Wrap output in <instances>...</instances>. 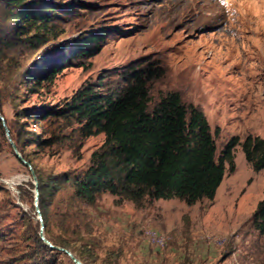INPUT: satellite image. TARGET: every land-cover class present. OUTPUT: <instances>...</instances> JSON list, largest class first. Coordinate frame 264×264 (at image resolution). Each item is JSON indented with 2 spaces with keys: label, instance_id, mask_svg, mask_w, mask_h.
<instances>
[{
  "label": "rangeland",
  "instance_id": "rangeland-1",
  "mask_svg": "<svg viewBox=\"0 0 264 264\" xmlns=\"http://www.w3.org/2000/svg\"><path fill=\"white\" fill-rule=\"evenodd\" d=\"M54 3L58 35L51 44L66 52L62 71L36 92L24 81L17 90L0 82V111L13 137L20 136L35 173L46 183L70 179L46 197L47 235L65 238L86 264H264V235L253 225L256 206L264 200V168L255 171L240 144L232 151L234 169L225 161L212 200L145 198L136 204L105 191L91 205L76 196L73 178L91 166L105 133L87 134L73 117L17 115L60 107L86 83L100 93L119 90L124 71L150 68L155 73L148 81L150 107L174 91L199 107L217 156L231 137L264 138V0ZM91 33L99 40L85 43ZM84 45L92 55L69 54ZM45 139L53 143L39 144ZM33 189L30 171L15 156L0 122V264H74L63 252L38 245L45 223ZM152 233L163 243L153 241Z\"/></svg>",
  "mask_w": 264,
  "mask_h": 264
},
{
  "label": "trees",
  "instance_id": "trees-1",
  "mask_svg": "<svg viewBox=\"0 0 264 264\" xmlns=\"http://www.w3.org/2000/svg\"><path fill=\"white\" fill-rule=\"evenodd\" d=\"M57 10L54 0H0V82L9 81L17 90L24 81L31 83L30 89L36 92L37 87L52 82L62 71V64L68 59L66 52H58L51 44L58 35ZM99 38V34L91 33L83 41L97 42ZM85 46H77L69 54L92 55ZM154 75L150 68H130L122 73L123 86L119 90L100 93L95 85L86 83L60 107L23 109L17 114L73 117L87 134L105 133L104 144L92 154L91 166L82 176L73 178L76 196L86 203L94 204L105 191L136 204L145 198H178L187 204L212 200L222 182L225 161L234 169L232 151L237 144L255 171L264 168V138L247 135L240 142L238 137H231L217 156L204 112L194 104L184 103L178 92L167 93L151 108L148 81ZM2 94L0 88V102ZM6 125L18 151L34 170L31 160L22 152L20 136L13 137L11 127ZM51 143V139H45L39 144ZM35 175L44 235L53 244L73 252L65 238L52 240L47 235L43 211L46 197L55 194L70 179L65 176L62 182L46 183ZM253 225L264 235V200L256 206ZM37 243L52 250L39 235ZM79 259L86 264L82 257Z\"/></svg>",
  "mask_w": 264,
  "mask_h": 264
},
{
  "label": "water",
  "instance_id": "water-1",
  "mask_svg": "<svg viewBox=\"0 0 264 264\" xmlns=\"http://www.w3.org/2000/svg\"><path fill=\"white\" fill-rule=\"evenodd\" d=\"M0 122H1V125L4 129V133L13 149V152L15 154V156L18 158V160L23 164L25 165L29 171H30V174H31V178H32V183L34 185V189H33V193H34V203L35 205L37 206V210L39 211L38 209V183H37V178H36V175H35V172L32 168V166L30 165V163L22 156V154L18 151L14 141L12 140L11 136H10V131H9V128L7 127L6 125V121H5V118L4 116L0 113ZM39 238L49 247V248H52V249H56L58 251H61L63 252L64 254H66L70 259L71 261L74 263V264H83L82 261L76 257L70 250L64 248V247H61V246H56V245H53L44 235V232H43V225L40 226V229H39Z\"/></svg>",
  "mask_w": 264,
  "mask_h": 264
},
{
  "label": "built area",
  "instance_id": "built-area-1",
  "mask_svg": "<svg viewBox=\"0 0 264 264\" xmlns=\"http://www.w3.org/2000/svg\"><path fill=\"white\" fill-rule=\"evenodd\" d=\"M151 238L155 242H158V243H161V244L163 243V238L158 236V235H156L155 233L151 234Z\"/></svg>",
  "mask_w": 264,
  "mask_h": 264
},
{
  "label": "snow or ice",
  "instance_id": "snow-or-ice-1",
  "mask_svg": "<svg viewBox=\"0 0 264 264\" xmlns=\"http://www.w3.org/2000/svg\"><path fill=\"white\" fill-rule=\"evenodd\" d=\"M224 3H227V0H223Z\"/></svg>",
  "mask_w": 264,
  "mask_h": 264
}]
</instances>
